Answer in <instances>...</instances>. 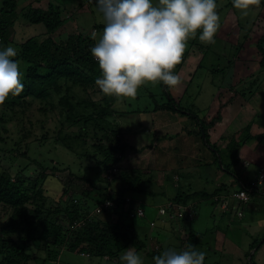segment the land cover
<instances>
[{"label":"rangeland","instance_id":"1","mask_svg":"<svg viewBox=\"0 0 264 264\" xmlns=\"http://www.w3.org/2000/svg\"><path fill=\"white\" fill-rule=\"evenodd\" d=\"M49 3L61 8L64 19L63 26L52 35L57 41L64 40L74 33H82L91 38L95 33V42L100 40L105 23L102 13L97 10L96 0H19L18 12L23 13L30 4L47 8ZM152 3L156 5L158 0H152ZM216 3L220 19L214 37L215 43L202 42L199 39L202 30H197L195 37H189L182 60L173 69V73L179 75L181 83L169 92L179 105L194 108L202 118L213 114L220 102L233 94H238V98L234 99V104L229 107L231 110L244 105V100L248 102L245 104L247 110L242 111L238 117H228L227 122L232 123V126L224 136L226 144L223 145L221 141L216 143L220 156L214 147L204 142L197 134L200 127L194 117L173 112L174 110L153 112L156 106L169 100L162 81L141 85L135 98L117 97L113 105L114 114L108 117L107 123L110 127L118 126L122 129L120 138L122 140L123 137L128 146L121 166L135 170L134 173L139 174L143 187L147 190L127 195L135 199L134 207H141L146 212V217L136 216L131 220L145 243L142 250L132 248L143 258L144 264H154L153 257L167 248L184 250L190 239L194 241L193 236L196 233H201L196 248L206 253L204 264H264V244L253 254V258L252 250L256 248L250 250L251 243L264 238V186L250 193L249 204L229 195L227 199L235 209L225 215L223 212L228 209L229 204H225L227 199L221 204L220 199H224V196L220 195H228L230 191L227 190L232 191L235 187L231 185L228 189L218 190V182H226L224 180L228 177L227 170L237 174L238 179L247 174L253 180L256 169L254 160L259 159L260 152L263 153L260 156L264 159V136L254 137L259 134L256 132L260 131L255 124L264 126V69L260 67L262 57L257 46L259 38L264 34V3L261 2L259 7L251 6L247 15H242V10L234 8L232 0H216ZM2 5L3 0H0V8ZM45 32L43 23H29L20 18L12 29L13 43L9 46L17 49V44L32 37L43 38ZM88 87V90L84 91L79 85L75 86L74 90L77 96H83L85 99L90 97L100 103L103 95L99 87L96 84ZM62 94L52 92L49 100L51 104L46 100H30L31 104H28L26 113L20 112L24 107L18 105L16 115L0 125V134L5 139V142L0 140V147L11 149L12 155L17 154L15 150L17 142L20 141L22 149L25 148L26 142L29 144L30 157L44 162L53 158L52 162L46 163L49 177L41 183L43 194L48 197V206L63 200L65 186L78 192L92 188L88 181L82 178L83 175L93 182L99 178L95 169L98 156L80 157L78 155L83 152L82 146H75V151H70L56 139L64 119L58 103ZM3 107L4 104L0 105V114ZM253 111H258L256 118H253ZM224 122L226 123V120ZM248 125L249 131L246 130ZM154 126L159 129L153 130ZM63 127V133L78 130V126L71 128L67 122ZM235 130L238 131L235 132L236 142L240 144L236 145L240 147H236L234 139H231V133ZM91 142L90 140L89 143ZM209 142L211 145L215 143L211 136ZM4 156H0V171L7 169L15 175L17 161L9 157V151H5ZM55 160L61 170L54 174L51 166ZM221 175L223 178H220ZM101 183L106 185L103 180ZM176 183L181 187H176ZM120 185L121 182L117 180L112 183V189ZM250 188L251 186L248 187ZM188 191L206 192L197 194L187 202L186 205L195 206L193 216L184 211L186 208L183 209V206L180 208L181 206L172 204L178 192ZM78 197L83 202L84 197ZM66 201L71 203V200ZM97 205L94 199L88 200L90 210L94 211ZM128 206L127 203L125 208H129ZM161 207L167 210L166 214H160ZM2 211L0 209V227L8 217ZM237 211L244 215L239 217ZM105 217L106 215H101V218ZM151 221H154L155 225H152ZM14 237L16 238V235ZM158 245L159 251L154 252L155 246L157 248ZM236 246L241 252H235ZM36 247L32 244V251H35ZM36 254L39 258L46 257L43 250L36 251ZM55 262L52 260L48 264ZM57 263L121 264V261L117 257H88L86 254L64 249Z\"/></svg>","mask_w":264,"mask_h":264},{"label":"trees","instance_id":"2","mask_svg":"<svg viewBox=\"0 0 264 264\" xmlns=\"http://www.w3.org/2000/svg\"><path fill=\"white\" fill-rule=\"evenodd\" d=\"M18 3L19 0H3L0 8V50L13 43L12 29L20 18L29 23H43L46 32L43 38L32 37L17 44L18 55L14 59L23 73L24 88L17 96L9 94L0 114V125L16 115L18 105H23L24 109L20 112L26 113L28 104H31L30 100H46L51 104L49 100H51L52 92L63 93L58 103L61 108L60 114L64 119L61 121L62 127L56 139L60 140L70 151H75V146H82L83 152L78 155L80 157L98 156L95 169H97L99 180L93 182L83 175L82 178L88 181L92 188H85L78 192L71 191L65 186L62 194L63 200L60 199L56 205L48 206V197L43 194L41 183L49 177L50 173L46 163L52 162L53 158L44 162L30 157V146L27 142L24 149H22L21 142H17L16 155H12L11 149L0 147L1 157H5V151H9V157L17 161L15 175L7 169L0 171V209L8 216L0 227V264H48L52 260L57 262L64 249L86 254L88 257L101 256L106 259L120 258L124 250L129 247L142 250L145 247L144 240L139 237L131 220L136 216L146 217V212L141 207H134L135 199L127 195L147 190L143 187L139 174L134 173L135 170L121 166L122 157L128 146L124 138L122 137V140L120 138L122 129L118 126L110 127L107 123L109 115L114 112L113 105L117 97L103 94L99 89L103 96L102 101L98 103L90 97L85 99L83 96H77L74 90V87L79 85L84 91L88 90V86H95V80L102 74L98 61L91 53V48L96 44L95 40L82 33H74L64 40L57 41L52 35L63 26L64 21L59 6L49 3L47 8H42L30 4L23 13H20ZM257 46L262 57L260 67L264 69V34L259 38ZM163 88L169 95V100L156 106L153 111L174 110L173 112L194 117L198 120L200 127L197 134L204 142L214 147L220 156L216 143L211 145L209 142V131L222 120L223 108L231 104L238 94L227 97L220 102V106L213 114L202 118L194 111V108L179 105L170 94L168 86L163 85ZM66 122L71 128L78 126V130L63 133V126ZM246 130H250V125ZM236 133L232 134L231 139H234L236 147H240V144L236 142ZM262 135L264 136V133L256 134L254 137L259 138ZM0 140L5 142L1 134ZM90 140L91 143H89ZM56 164L55 160L54 165L51 166L54 174L61 170ZM262 169L264 166L259 167L258 182L253 184L256 189L264 186V181L259 185V175ZM101 180L106 185H103ZM117 180L121 182V185L116 188L117 190L112 189V183ZM176 187L180 188L181 185L176 183ZM242 189H245L250 197L248 185L245 183L236 187L233 197L238 190ZM200 193L206 194L204 191L178 192L172 204L181 206V208L183 206V209L186 208L184 211L193 216L195 206L186 204ZM78 195L84 197L83 202L79 200ZM89 199H94L98 203L94 211L88 206ZM66 200H71V203ZM107 201L110 205L105 206ZM127 203L129 208L126 209ZM99 207L101 210L97 212ZM140 210L144 212V216L139 215ZM239 212L237 211V215L242 217L243 213L240 216ZM160 214L164 215L161 212ZM101 215H106V217L101 218ZM151 224L155 225V222L151 221ZM199 234L201 233L193 236L195 242L190 239L187 244L196 247ZM261 239L251 243L250 250L254 248L258 250L264 244V238ZM32 244L37 246L35 251H32ZM186 247L187 245L184 249ZM159 249L158 245L153 251L156 252ZM38 250L45 251L46 257L39 258L36 254ZM251 257L253 258V254Z\"/></svg>","mask_w":264,"mask_h":264},{"label":"clouds","instance_id":"3","mask_svg":"<svg viewBox=\"0 0 264 264\" xmlns=\"http://www.w3.org/2000/svg\"><path fill=\"white\" fill-rule=\"evenodd\" d=\"M233 7L247 15L261 0H232ZM105 27L100 40L91 48L101 76L95 80L103 94L135 98L146 82L162 81L169 91L181 83L173 69L183 57L189 37L202 30V42L215 43L219 27L216 0H96ZM96 34L93 33V39ZM18 49L0 50V105L9 94L24 88L23 73L14 59ZM110 203V202H109ZM206 253L195 245L177 251L167 248L153 257L154 264H204ZM121 264H144L132 247L120 256Z\"/></svg>","mask_w":264,"mask_h":264},{"label":"crops","instance_id":"4","mask_svg":"<svg viewBox=\"0 0 264 264\" xmlns=\"http://www.w3.org/2000/svg\"><path fill=\"white\" fill-rule=\"evenodd\" d=\"M238 98V97H237ZM244 103L245 104H248V102H246L245 100H244ZM234 104V102H232L231 104H229L228 106H226L225 108H223V111H222V120L220 121V122H218L214 127H212L211 129H210V131H209V133H210V136H211V138H212V140H213V142H215V143H217L218 141H221V143L223 144V145H225L226 143L224 142V136H226L228 133H229V129L231 128V126H232V123H229V121L227 122V120H228V117L229 118H236V117H238L239 115H240V113H242V111H244V110H247V107H246V105L244 104V105H240V106H238V108L237 109H235V110H231L230 108H231V106ZM230 107V108H229ZM251 107V106H250ZM264 110V109H263ZM162 111V110H161ZM163 111H165V110H163ZM154 112V111H153ZM254 112V116H253V118H256V115L258 114L257 112L255 113V111H253ZM251 115V113L249 112V116ZM226 120V123L224 122L225 120ZM232 119V120H233ZM255 127H257L260 131H258V132H256V133H264L263 131H264V126H258V124H255ZM153 128V130H157V129H159L157 126L155 127H152ZM235 132H238V131H234L233 133H235ZM233 133H231V134H233ZM226 134V135H225ZM164 141H166V139H164ZM258 153V152H257ZM260 154H262L263 155V153L262 152H260L259 154H258V156H259V159H255L254 160V164H255V167H256V169H255V171H254V176H255V179H253V180H251L250 179V177H248L247 176V174H245L244 175V178H243V176L241 175V177L239 178V179H236L235 177V175L233 174V173H231V172H227L226 171V173H228V177L224 180V181H226V182H221V183H219L218 182V184H220L219 185V187H218V190H220V189H228V187H230L231 185H234V187H235V189H232V191L231 190H227V192L228 191H230V193L228 194V195H220V196H224L223 198L224 199H220V203L221 204H224L223 203V201L225 200V199H227V198H229L228 196L229 195H231L230 197L231 198H233L234 199V197H233V193H234V191L236 190V187L238 186V185H243L244 183L246 184V185H248V187H250L251 186V188L250 189H248L249 191H250V193H252V191L254 192L255 190H256V188H254V182H258L257 181V173H258V170H259V167L260 166H264V159H263V157L262 156H260ZM246 163H248V162H246ZM250 164V163H249ZM248 164V165H249ZM198 165H201V164H199L198 163ZM209 167H211V165H209ZM250 176V175H249ZM248 177V178H247ZM219 178V177H218ZM220 178H223V175H221L220 176ZM260 183V182H259ZM258 183V184H259ZM259 185H261V183L259 184ZM255 189V190H254ZM227 194V193H226ZM225 196H227V197H225ZM250 201H251V198L249 197V200L246 202V204H249L250 203ZM245 203V202H244ZM225 204H229V206L230 205H232V207H228V209L227 210H224V212H223V215H225V214H227V212H232V210H234L235 209V206L232 204V202H230L229 203V201H228V199L227 200H225ZM244 215V214H243ZM260 249H258V250H256V249H254V250H252L253 252H252V254H254L255 252H257V251H259ZM236 251H239V252H241V250H240V248L239 247H237L236 246V250H235V252ZM262 260V259H261Z\"/></svg>","mask_w":264,"mask_h":264},{"label":"built area","instance_id":"5","mask_svg":"<svg viewBox=\"0 0 264 264\" xmlns=\"http://www.w3.org/2000/svg\"><path fill=\"white\" fill-rule=\"evenodd\" d=\"M96 31V29L94 30ZM264 181V169L261 170V174L259 175V182L262 183ZM234 197L238 200H241V201H248L249 200V196H248V192L245 190V189H242V190H238L235 194H234ZM110 205L109 201H107L105 203V206H108ZM181 208V207H180ZM101 210V207H99L96 211L99 212ZM160 212L162 214H165L167 213L166 209L165 208H160ZM139 215L140 216H144V212L142 210L139 211ZM239 215L241 216L242 215V212L240 211L239 212Z\"/></svg>","mask_w":264,"mask_h":264}]
</instances>
